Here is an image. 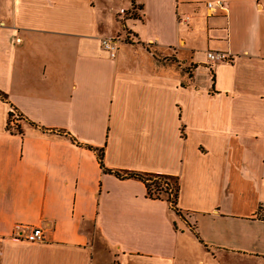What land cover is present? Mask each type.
<instances>
[{
  "label": "crops",
  "instance_id": "0c3cea01",
  "mask_svg": "<svg viewBox=\"0 0 264 264\" xmlns=\"http://www.w3.org/2000/svg\"><path fill=\"white\" fill-rule=\"evenodd\" d=\"M0 92V264H264V0H0Z\"/></svg>",
  "mask_w": 264,
  "mask_h": 264
},
{
  "label": "trees",
  "instance_id": "16d2710c",
  "mask_svg": "<svg viewBox=\"0 0 264 264\" xmlns=\"http://www.w3.org/2000/svg\"><path fill=\"white\" fill-rule=\"evenodd\" d=\"M0 99L3 102H7V96L0 92ZM13 118V114L11 112H9L8 114V121H7V125H6V130L7 131H11V127H10V122L12 121ZM16 132H19L18 127L15 128ZM90 150H92L93 152H95L96 157L98 159V162L100 164V167L103 169L104 172L107 173H111L110 170H107L106 168H104L103 163H102V159H103V149H96V148H89ZM115 175H117L119 178H135L138 179L139 181L143 182L145 189H146V193L147 196L151 199H161L160 197V193H167L168 191V184L166 182H159L157 181V179H163V180H169L172 182L173 184V201L170 200L169 198H166L165 200L169 203L171 209H173L174 211L177 212V208H176V203H177V197H178V191H179V185H178V180L175 177L172 176H166V175H155V174H143V173H136V172H123V174L114 172ZM165 185L166 188L164 189V191L161 192V186ZM153 188V189H151ZM158 191V192H157Z\"/></svg>",
  "mask_w": 264,
  "mask_h": 264
},
{
  "label": "built area",
  "instance_id": "2783aa9c",
  "mask_svg": "<svg viewBox=\"0 0 264 264\" xmlns=\"http://www.w3.org/2000/svg\"><path fill=\"white\" fill-rule=\"evenodd\" d=\"M206 9L208 11H213L215 9L220 10V11H225V6L222 1H215V2H207L206 3ZM121 14L126 13L125 10H120ZM118 39H103L101 41V48L102 50L108 54L110 58H114L117 53V47H118ZM206 58L210 62H229L230 59L227 54L224 53H215V52H207L206 53ZM11 113L13 114L14 117L17 116L15 112L11 110ZM258 216L264 219V206H261L258 209L257 212ZM20 229V226L16 225L15 226V236L20 237L21 235H18V230ZM27 242L31 243H43L45 242V236L41 228L35 227V228H30L27 230L26 234L23 237Z\"/></svg>",
  "mask_w": 264,
  "mask_h": 264
},
{
  "label": "rangeland",
  "instance_id": "374dc122",
  "mask_svg": "<svg viewBox=\"0 0 264 264\" xmlns=\"http://www.w3.org/2000/svg\"><path fill=\"white\" fill-rule=\"evenodd\" d=\"M121 10H124V9H121ZM125 11H126V13L121 14V13H120V10H119V14H120V15H124V16H126V14H127L128 12H127V10H125ZM103 39H113V40H114V39H116V38H102L101 41H102ZM101 41H100V44H101ZM118 44H119V43H118ZM117 49H118V47H117ZM157 181H159V182H166V183L168 184V191H167L166 194L162 192V191H164V189L166 188V186H165V185H162V186H161V192H162V193H160V197H161V199L169 198L170 200L173 201V195H174V192H173V189H172V187H173L172 182L169 181V180H163V179H157ZM151 189H153V188H151ZM157 192H158V191H157ZM38 228H39V227H38Z\"/></svg>",
  "mask_w": 264,
  "mask_h": 264
}]
</instances>
